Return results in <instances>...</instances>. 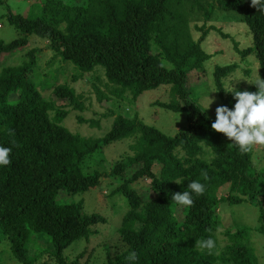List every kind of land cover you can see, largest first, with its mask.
<instances>
[{"label": "trees", "instance_id": "1", "mask_svg": "<svg viewBox=\"0 0 264 264\" xmlns=\"http://www.w3.org/2000/svg\"><path fill=\"white\" fill-rule=\"evenodd\" d=\"M190 1L208 19L217 8L241 14L252 31L254 46L236 49L241 59L254 52L258 67L253 81L264 79V12L259 6L251 0H216L208 6ZM190 1L18 0L15 9L10 0H0V6L7 9L2 18L18 33L8 42L0 38V58L8 56L0 63V146L11 149L10 163L0 166V239L9 240L19 262L47 264L38 260L48 254L59 264H78L80 257L70 261L64 250L79 238H89L107 218L85 213L81 202H60L58 194L84 192L109 176L121 182L110 195L121 194L128 206L118 228L125 249L115 257L108 254L107 264H255L249 239L253 230L264 235V154L257 157L254 145L241 152L223 133L213 130L215 116L192 96L189 74L205 71L210 55L201 43L218 28L195 26L201 31L195 39ZM35 39L47 41L55 57L73 64L69 80L59 83L54 71H38L37 53L42 48L30 46ZM23 50L20 63H9L12 55ZM238 68L236 61L214 67L213 84L221 104L229 108L235 100L225 78ZM63 69L69 71L62 66L58 73H64ZM98 70L113 87L106 92L94 85L98 101L110 110L104 115L114 116L112 102L128 91L136 99L168 84L169 100L157 104L184 112L187 126L169 135L134 113L115 115L110 130L101 137L70 131L62 125L70 109L78 112L79 122L100 127L99 120L82 115L85 96L71 84ZM244 73L251 75L248 69ZM237 83L236 90L258 91L254 82ZM48 88L68 104L56 105L51 96L44 95ZM127 138H132V154L121 156L109 173L86 172L88 157ZM142 179H149L150 184L140 192L134 184ZM194 181L203 185V193L188 187ZM184 192L192 198L190 207L173 199L174 194ZM244 202L257 207V225L237 226L240 220L232 217L224 230L227 241L221 246L218 234L225 222L219 213L221 204ZM38 234L47 235L51 243L31 255L30 245L37 243ZM208 240L213 242L211 249L200 246ZM132 252L135 261L127 259Z\"/></svg>", "mask_w": 264, "mask_h": 264}, {"label": "rangeland", "instance_id": "2", "mask_svg": "<svg viewBox=\"0 0 264 264\" xmlns=\"http://www.w3.org/2000/svg\"><path fill=\"white\" fill-rule=\"evenodd\" d=\"M190 1V0H189ZM204 6H208L210 3L216 4V0H200ZM10 5L17 9L16 3L18 0H10ZM193 1H190L192 5L191 14V29L195 39H198L201 35L200 30H196L195 26L211 27L216 26L221 29L227 37H223L218 29L211 30L206 39L203 40L202 47L206 49V52L210 57L204 64L205 71H192L189 74V86L192 89L193 98L203 107V101L207 98L206 94L209 90H215L210 92V96L213 98L212 102L207 110L208 114L212 117L215 116V109L217 106L222 105L217 88L213 84V73L216 64H222L227 62L236 61L239 68L235 74L225 78V86L229 81H232L233 87L239 81L251 83L256 79L258 62L255 58L254 52H249L243 59L240 57V53L236 47L242 49H253V34L252 31L243 21L241 14L234 10L215 9L210 19L204 15V10L200 9L198 5H193ZM24 9V8H23ZM7 9L0 6V38L6 42L11 41L17 37L16 29L10 25L6 18H2V14L6 13ZM233 38V39H231ZM37 45L41 49L37 53V66L38 71L45 73L48 70L54 71L55 75L58 74V82L62 83L65 79L69 80L71 72H73V64L65 63L60 57H55L54 51L48 47L47 41L35 39L31 43V47ZM24 52L18 51L12 55L9 59V63H20L24 58ZM8 56L2 55L0 63L7 59ZM232 60V61H231ZM62 66L69 67V71L64 70V73H58ZM72 68V69H71ZM250 70L251 75L247 77L244 70ZM51 78V77H50ZM238 78V79H237ZM236 79V80H234ZM245 79V80H244ZM249 80V81H246ZM72 86L78 93H82L85 96V111L82 115L87 119H96L100 121V127L92 126L90 123H81L77 119V113L75 110L70 109L68 116L62 121V125L67 127L74 133H79L83 136L101 137L111 128V123L114 120V116L122 114L125 116H132L137 113L146 124L159 128L166 134L175 135L180 129L187 126L188 121L184 112H173L166 109L157 102L168 101L169 85L163 84L157 88L149 89L139 95L136 99L132 98L131 93L126 92L122 99L116 98L111 104L112 112L114 116L107 114L105 105H101L98 101L95 91L97 85L106 92L107 89L113 88L112 85H107V79L102 70H98L90 75H85L82 79L72 83ZM238 84V83H237ZM245 83L240 84L242 88ZM44 89V87H41ZM229 88V87H227ZM45 96H51L55 100L56 105L68 104V100L58 99L51 92V88L43 90ZM81 114V113H80ZM113 114V113H112ZM132 142V138H127L120 141H115L109 145L103 147L96 152L93 157L86 160V172H94L98 170L100 172L109 173L111 166L122 158L121 156L131 153L129 145ZM257 150V157H262L264 154V145H254ZM206 157L210 158L209 153ZM260 159V158H259ZM258 161V159H257ZM149 179L140 180L135 188L140 192L148 189ZM119 178H113L106 176L102 179V184L93 188H90L84 192H79L74 195L67 194L64 191H60L58 194V201L60 202H81L83 204V211L85 213L97 212L104 215L107 218V222L100 224L94 229L89 238L82 237L74 241L65 250L64 254L72 261L80 257L78 264H107L108 254L115 257L125 249V245L121 241L118 228L121 225L123 215L127 209L128 203L126 198L121 194L110 195V191L114 186L120 184ZM109 185L110 188L108 187ZM224 192L227 188L223 189ZM179 218L182 219L183 213L178 211ZM220 215L224 217V226L219 230V240L221 246L227 241V237L224 234L225 226L232 224V217H237L240 220L237 226L255 227L258 223L257 220V207H254L248 202L229 204L222 203ZM251 238L249 239V246L253 249L252 260L255 264H264V235L253 230L251 232ZM37 243H31L30 254L34 255L35 251L38 252L40 248L47 249L50 246V238L47 235H37ZM47 261V264H59L55 258L50 257L48 254H44L38 260V262ZM0 264H23L16 260L11 252L9 240L6 238L0 239Z\"/></svg>", "mask_w": 264, "mask_h": 264}, {"label": "clouds", "instance_id": "3", "mask_svg": "<svg viewBox=\"0 0 264 264\" xmlns=\"http://www.w3.org/2000/svg\"><path fill=\"white\" fill-rule=\"evenodd\" d=\"M251 4L256 7L259 6L260 11L264 12V0H251ZM232 81H229L226 87L231 88L229 92L232 93L235 103L231 108L227 105L216 107L215 119L211 128L223 133L226 138L238 146L241 152H247L253 145H264V79L251 81L258 86L256 92L236 90ZM213 91L215 90L207 92V98L203 101V110L209 108L213 99L209 94ZM10 151L11 149L8 147L0 146V166H7L10 163ZM188 187L196 194H201L204 191L203 185L199 182H191ZM173 199L184 206L190 207L193 203L188 192L174 194ZM200 246L211 249L213 242L208 240ZM127 259L135 261V252H132Z\"/></svg>", "mask_w": 264, "mask_h": 264}]
</instances>
